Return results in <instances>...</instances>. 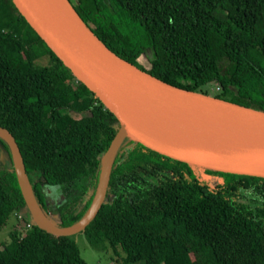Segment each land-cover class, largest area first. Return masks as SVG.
<instances>
[{
  "label": "trees",
  "instance_id": "16d2710c",
  "mask_svg": "<svg viewBox=\"0 0 264 264\" xmlns=\"http://www.w3.org/2000/svg\"><path fill=\"white\" fill-rule=\"evenodd\" d=\"M68 2L111 52L142 71L264 112V0ZM212 36L224 53L217 60L209 55ZM147 50L148 69L138 62ZM43 56L44 66L36 62ZM0 126L18 145L42 213L48 216L47 190L56 188V225L77 223L91 206L117 122L11 0H0ZM0 148V231L10 224L0 264H86L74 236L32 224L1 138ZM213 174L221 182L211 186L194 168L126 138L105 201L81 234L114 264H264V178Z\"/></svg>",
  "mask_w": 264,
  "mask_h": 264
},
{
  "label": "water",
  "instance_id": "95a60500",
  "mask_svg": "<svg viewBox=\"0 0 264 264\" xmlns=\"http://www.w3.org/2000/svg\"><path fill=\"white\" fill-rule=\"evenodd\" d=\"M48 49L113 115L117 129L100 160L94 198L75 224L61 228L39 208L12 134L18 188L30 221L55 237L80 234L105 201L113 162L124 139L194 169L264 178V112L167 84L111 52L68 0H11Z\"/></svg>",
  "mask_w": 264,
  "mask_h": 264
},
{
  "label": "rangeland",
  "instance_id": "374dc122",
  "mask_svg": "<svg viewBox=\"0 0 264 264\" xmlns=\"http://www.w3.org/2000/svg\"><path fill=\"white\" fill-rule=\"evenodd\" d=\"M208 50L210 57L214 58V60L220 59V57L224 54L222 47L218 45V41L215 37H210L208 41ZM151 55L150 50H147L144 55L139 57L138 62L145 68H149V64L147 63V57ZM36 62L39 65H47L49 62L48 56H43L36 59ZM208 93L211 94L212 92L208 89ZM64 111V110H63ZM1 149V148H0ZM0 162L3 159V154L0 150ZM195 174L197 177L206 182L207 184L213 186L219 182H221V178L213 174V172L209 170H198L194 169ZM46 205L48 210V218L51 220L52 223H58V217L56 214V206L59 205L62 201L61 195L56 190V188L47 190L45 194ZM10 230L9 222L7 225L0 231V244L5 243L8 241V232ZM74 241L77 244L80 257L86 264H106L110 257L111 253L109 251L102 252L94 249L91 247L88 242L86 241L83 234H77L74 236Z\"/></svg>",
  "mask_w": 264,
  "mask_h": 264
},
{
  "label": "built area",
  "instance_id": "2783aa9c",
  "mask_svg": "<svg viewBox=\"0 0 264 264\" xmlns=\"http://www.w3.org/2000/svg\"><path fill=\"white\" fill-rule=\"evenodd\" d=\"M106 264H114V263L109 261V262H107Z\"/></svg>",
  "mask_w": 264,
  "mask_h": 264
},
{
  "label": "clouds",
  "instance_id": "9594fccd",
  "mask_svg": "<svg viewBox=\"0 0 264 264\" xmlns=\"http://www.w3.org/2000/svg\"><path fill=\"white\" fill-rule=\"evenodd\" d=\"M109 262V261H108Z\"/></svg>",
  "mask_w": 264,
  "mask_h": 264
},
{
  "label": "flooded vegetation",
  "instance_id": "af4514ba",
  "mask_svg": "<svg viewBox=\"0 0 264 264\" xmlns=\"http://www.w3.org/2000/svg\"><path fill=\"white\" fill-rule=\"evenodd\" d=\"M46 200V199H45Z\"/></svg>",
  "mask_w": 264,
  "mask_h": 264
}]
</instances>
